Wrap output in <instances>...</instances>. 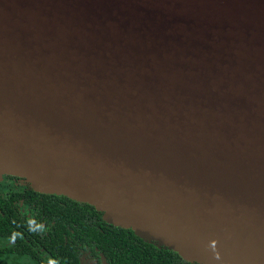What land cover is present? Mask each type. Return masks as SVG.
Wrapping results in <instances>:
<instances>
[{
  "label": "water",
  "instance_id": "water-1",
  "mask_svg": "<svg viewBox=\"0 0 264 264\" xmlns=\"http://www.w3.org/2000/svg\"><path fill=\"white\" fill-rule=\"evenodd\" d=\"M0 175L264 264V0H0Z\"/></svg>",
  "mask_w": 264,
  "mask_h": 264
},
{
  "label": "flooded vegetation",
  "instance_id": "flooded-vegetation-1",
  "mask_svg": "<svg viewBox=\"0 0 264 264\" xmlns=\"http://www.w3.org/2000/svg\"><path fill=\"white\" fill-rule=\"evenodd\" d=\"M65 198L36 192L21 177L0 175V264H110L95 246L82 243L87 230L70 237L55 226L54 207Z\"/></svg>",
  "mask_w": 264,
  "mask_h": 264
},
{
  "label": "trees",
  "instance_id": "trees-1",
  "mask_svg": "<svg viewBox=\"0 0 264 264\" xmlns=\"http://www.w3.org/2000/svg\"><path fill=\"white\" fill-rule=\"evenodd\" d=\"M63 201L64 204L54 207L52 219L55 226L65 229L70 237L81 236L82 229L87 230L88 235H83L82 243L88 244L91 249L95 246L109 259L110 264H193L168 248L137 237L132 230L107 224L102 213L90 205L68 198Z\"/></svg>",
  "mask_w": 264,
  "mask_h": 264
},
{
  "label": "clouds",
  "instance_id": "clouds-1",
  "mask_svg": "<svg viewBox=\"0 0 264 264\" xmlns=\"http://www.w3.org/2000/svg\"><path fill=\"white\" fill-rule=\"evenodd\" d=\"M214 241H215V240H214ZM214 255H216V256H217V258H218V254H216V253H215V251H214Z\"/></svg>",
  "mask_w": 264,
  "mask_h": 264
}]
</instances>
